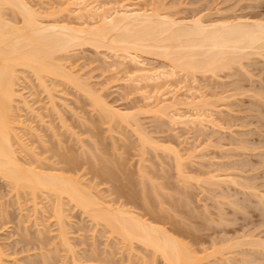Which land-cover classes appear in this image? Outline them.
Listing matches in <instances>:
<instances>
[{"label": "rangeland", "instance_id": "374dc122", "mask_svg": "<svg viewBox=\"0 0 264 264\" xmlns=\"http://www.w3.org/2000/svg\"><path fill=\"white\" fill-rule=\"evenodd\" d=\"M29 1L32 2L29 5H33L35 10L39 9L42 15H46V18H41L45 19L44 23L50 22L53 16L52 22L54 20L60 23L69 21V24H74L75 21V24L80 22L81 18L77 20L75 18L78 17L76 10L80 0H28L26 2ZM99 1L100 3L103 1L104 4L114 2L115 4H110L113 6H117L118 3L132 4L134 2L133 4H137L141 9L165 13L171 17L173 15V18L189 21L192 17L202 16L206 23L225 20L229 17L231 19L233 17L264 19V0H98L97 3ZM71 49L69 53H64L63 59L62 55L59 56L61 60H64L61 63H66L64 64L66 68L73 70L72 76L79 77V81L88 84V88L92 89L91 92L101 97L109 107L131 114L130 123L110 120L99 106L93 105L91 98H87L71 84L69 86L68 83L61 82V79L53 81V78H45L46 86L50 87V90L49 88L45 90L52 92L48 97L47 92L38 86L37 80L30 71L18 70L20 80H17L18 86L15 89L22 94L27 105L34 109L31 111L30 108H25L22 98H15L14 114L17 121L21 118L25 125L29 124L33 127V134L31 130L26 131V134L30 133L27 135L23 130L22 133L20 132L21 128H17L20 136H23L21 140L23 139L27 147L29 145L31 147H29V153L26 152L27 149L20 148L23 153H20L19 157L23 156L22 159L31 160L33 163L36 162L33 161L34 159L39 160L37 164L40 163L41 167L49 164L50 166L47 167L56 170V167L60 165L59 169L62 166L59 163L60 158L70 151V154L78 157L79 167L73 172L64 174L80 177L79 180L83 181L86 187L89 185L91 188L94 187L92 191L95 190V194L102 196L101 200L104 198L105 202H112V204L121 202L123 197L121 201L118 200L120 197L115 189L116 183L109 179V176L105 177L107 172L102 171H110L114 168L115 170L111 172L121 178L117 176L120 181L122 180L123 187L126 186L125 189L136 188L140 194L143 192L142 186L144 190L151 192L156 189L160 197L156 195L155 197L153 191L151 194L155 199H152L164 208L163 215L167 220L164 226L169 229L170 223H174L171 221L175 220V223L179 221L178 224L180 222L183 224L180 226L186 227L183 231H188L189 237H184L186 232L184 236L182 235L184 233H175V235L187 244L188 248L196 251H193L194 254L197 253L199 257L203 255L202 258H205V261L202 259L200 264H245L246 261H250L246 264H264L263 247L260 246L258 249L243 243H240L241 247L235 246L236 248L229 245L234 240L240 241L250 237L261 238L264 241V207H262L264 205L253 197V190H245L239 184L236 186L232 184L234 182L230 184L229 180H226V177H230V181L234 177L233 180L237 183L246 180L244 182L249 185L251 183L258 188L259 192L264 193V59L260 55L251 54L238 61L239 64L235 63L233 67H228L229 69H226L227 67L223 70L216 69L215 74L211 71L197 72L198 74L196 73L194 77H189L182 71H180L183 73L181 75L178 71L177 77L173 76L175 79L161 78L159 81L150 82L151 84L139 82L140 79L135 77L139 80L137 84L132 82L134 78L128 80L131 74L134 75L131 73L132 68L135 69L137 65L135 69L137 71L142 63V68L144 65L147 66H144L145 69L167 70L166 59H160L162 57L150 53L136 52L140 54L138 60L141 63L130 64L128 60L125 62L121 60L120 51L114 55L115 53L104 47L96 48L92 45L75 46ZM128 72L131 73L129 76ZM132 75L131 77H134ZM143 84H147L148 88ZM164 94H167V97ZM163 96L167 99H164V103L167 101L165 104L161 100ZM191 99L195 103L199 100L201 102L191 104ZM186 101L190 103L187 104ZM168 102L175 103V106L171 108L168 106V109L162 110L164 106L162 107L161 104L167 105ZM52 103L56 104L54 106L58 109H53ZM198 104L203 106H199L201 110L196 107ZM160 106L162 108L157 111V107ZM202 110L206 116H202ZM165 113L167 116L164 115ZM191 114L196 116L200 114L199 118L202 116L201 119L207 121L198 118L203 125L198 120L199 123L196 121V124L198 123L196 125L194 123L197 118L195 119L193 115L194 123L191 122L194 126L190 122ZM185 115L189 117L187 126ZM178 116L185 121L182 119L183 122H180V117V120H177ZM28 126L25 127L28 128ZM26 128L22 129L26 130ZM138 136L142 138L145 136L149 144H145V139H140ZM15 141L18 142V139ZM16 142L14 147L17 149L21 145L18 146ZM33 145L36 148H33L35 152L32 149ZM31 149L33 154L30 152ZM173 149H177L176 151H179L177 154L182 156V159H179L181 171L177 169L179 167H177L178 162L174 157ZM34 154L36 158L33 157ZM29 155L33 160L29 158ZM95 163L100 166L94 168ZM109 167L110 170H107ZM96 169H99V174L94 171ZM210 176H216L214 180L219 185L210 184L212 181L209 179ZM206 179L209 180V185L206 184ZM210 185L212 186L209 187ZM11 189L12 187L0 179V246L5 252L4 264H154L151 263V255L143 251V248L139 249L136 244L137 250H133L135 253L129 260L128 247L124 248L119 238L113 239L109 232L103 233L106 229L100 224L95 226L94 221L68 203L65 206V209L68 208L65 212L68 217L66 218V234L74 253L69 252L62 246L57 236L58 229L52 212V202L49 205L50 202L47 203V200L45 201L43 195L39 193L37 202L40 207L36 206L39 209L36 210L35 216L30 193L25 194L26 192L21 190L19 204ZM128 205L130 208L133 204ZM133 206L131 208L135 210ZM137 211L142 214L143 210L140 208L135 210ZM167 218L172 220L169 222ZM101 229H104L103 232ZM187 229L196 231L190 232ZM214 251L216 252L211 255ZM207 253L209 256L206 255ZM72 256L73 259H77L76 263L73 262ZM206 258H209L211 262ZM243 258L246 261H243ZM225 259H228L230 263ZM158 263L163 264L157 259L155 264Z\"/></svg>", "mask_w": 264, "mask_h": 264}, {"label": "bare ground", "instance_id": "6f19581e", "mask_svg": "<svg viewBox=\"0 0 264 264\" xmlns=\"http://www.w3.org/2000/svg\"><path fill=\"white\" fill-rule=\"evenodd\" d=\"M26 1L0 0V179L3 180V182H5L6 184H8V186L12 187L13 190L12 189L11 190L12 192L15 193L16 200L19 204H20L19 200L21 199L20 198L21 190H23L24 193L26 192L25 194H27V192L30 193L34 215L35 213H37L36 210L39 209V208L37 209V207L39 206V203L37 202L39 193L43 195V199L45 201L47 200L46 201L47 203L50 202L49 205L52 202L53 205L52 212H53V216L55 217L54 220H56V224H57L56 227L58 229L57 236L60 238L62 246L65 247V249H67L71 253H74V250L71 247L72 244L69 242V239L66 234L67 233L66 218L68 217L67 214H65V212L68 208L65 209V206L68 203L72 204V207L74 209L77 208L78 210L81 211L82 214L86 215L88 218H90V220L94 221L95 226L97 225L99 226L100 224L102 228L106 229L105 232H103L104 229L103 230L101 229L103 233L109 232L111 234V238L113 239H115V237L119 238L120 240L119 242L124 246V248L128 247L127 253L129 260L132 254L135 253L133 252V250L135 251L136 249L135 244H136L139 249L143 248L144 249L143 251H145L146 253L148 252L151 255V263L154 264L157 259L161 260L163 264H200L201 260L203 259L202 258L203 255L199 257L197 253L194 254V252L196 251L193 250L194 251L193 252L191 248H188L189 246H187V244L183 243V241L179 240L178 236L175 235V233L176 234L184 233L182 234L184 236L186 232L187 236L185 235L184 237H189L188 231L186 230L185 232L183 231L186 227L185 226L182 227L183 224L181 222L178 224L179 221L175 223L176 222L175 220L171 221L172 219L169 218H167L169 222L170 221L174 222V223H170L171 224V227L169 228L170 230L164 226L167 220L164 218L165 216L163 215L164 208L160 204H157L156 200H154L155 195L157 197H160L158 193L155 191L156 190L155 188H152L155 189L152 190V192L154 191L153 194L155 193L154 196H152L153 194H151L152 193L151 191L144 190V186H142L143 188H141L143 191L141 194L140 191H138L136 188L133 189L132 187H130L131 189L127 188L128 189L127 190L125 189L126 186L123 187L122 180L121 181L119 180L121 178H119V176L117 175L119 178L118 179L116 174L114 175V173L111 172V170L112 171L115 170L114 168L113 169L111 168L110 170L109 167V169L107 170L110 171H106L103 170L102 167L103 170L102 172L103 173L107 172L106 173L107 175L105 177L109 176V179H111L114 183H116L115 189L118 192L117 195H119L120 197L118 200L121 201V197H123L122 201L125 200L123 202L117 201L119 203L116 204L113 203L115 205L114 206L112 202H108V201H107L108 203L105 202L104 198H103L104 201L101 200L102 196L99 197L98 196L99 194L98 195L95 194L96 193L95 190H94L95 192L92 191V189H94L93 185H92L93 188H91L90 185L86 187V185H84L85 183L79 180L80 177H73L64 174L65 172H70V171L73 172L79 167L78 157L70 154L69 153L70 151L67 152L68 155L65 152L66 156L63 155L62 158H60V162L58 161L59 163L62 164L61 168L58 169L60 165L59 166L57 165L58 167L53 166L57 168L56 169L57 171L52 167L51 168L47 167L49 164L47 166L42 165L41 167L40 163L37 164L39 160L38 161L36 159L33 160L30 157L31 153L29 155V158H31L33 161H36L35 163L31 162V160L27 161L24 158L22 159L23 156L19 157L20 153H23L22 152L23 148L27 149V151L25 149L24 150L27 153H29L28 150L30 145L29 147H27L23 139L21 140L23 136L22 137L20 136L17 128L18 129L21 128L20 132L22 133L24 131L26 134V131L30 132L33 129V127H31L29 124H26L27 126L28 125L30 126V127L28 126L30 130L26 128L25 127L26 125L23 123L24 121L21 118L20 120L17 121L16 119L17 117H15L14 114L16 109L14 107L15 106L14 102L16 100L15 98L17 97H19V99L22 98L23 101L22 103L23 106L25 105L24 106L25 108L29 109L31 107L27 105V102L25 98L23 99L22 94H19L18 91L16 90L18 86L16 85L18 83L17 80L18 81L20 80L17 73H19L18 70L30 71L37 80L39 84L38 86L43 88L44 92L46 91L45 90L46 88L47 89L49 88L50 90V87L46 86L47 82H45V80L47 79L45 78H49V79L53 78V81L55 79H59V80L61 79V82H66L68 83L69 86L71 84V86H74L79 91L84 93V95L87 96V98L88 97L91 98L93 105H96V107L99 106L100 109L104 112L103 114L106 113L105 115H107V117H109L110 120L115 119L117 121L119 120V122L121 121L128 123L131 114L125 113V111L123 110L121 112L119 110H116V108L114 109L111 106L109 107V105H107L105 101L101 99V97L96 96L93 94V92H91L92 89L88 88V84H85L84 81L83 82L79 81L78 80L79 77L75 78L72 76L73 70L71 71L68 68H66L67 66L64 65L66 63L64 64L61 63V61H64L61 60V58L63 59V56H65V54H67V52L71 48L75 46L81 47L83 45H92L96 48L104 47L105 49H108L112 53H115L114 55H116L117 52L120 51L122 53L121 60L123 59L124 62L128 60L130 64H132V62L136 64L141 63L140 60L138 59H140L139 56L142 53L143 54L150 53V54L158 55L162 57L160 59H166V61L168 62L169 69L168 67H166L167 70L163 69L157 71L159 69H156L155 71V69L152 68L154 70L153 71L152 69L149 70L150 68L145 69V67H147L146 65H144L145 63L143 64L145 67L143 66L142 68V63H141V67L137 68V71L135 70L137 67L136 64H135L136 65L135 69L132 68V70L135 71L136 73L133 71L131 72L130 70V72L134 73V75L128 72V76L130 74L134 76L131 77L130 75L129 76L130 78H128V80H130L131 78L137 79L135 77H138V79H140V81L138 79L136 81H133L134 80L133 79L132 80L133 83L134 82L137 83L138 81L139 82L143 81L142 83L148 82L147 84H151L150 82H155L157 80L159 81V79L161 78L163 80H165V78L166 79L167 78L169 79L171 77L173 78V76H176L177 74L176 72L178 71L184 72V74H186L189 77L190 76L194 77V75H196L197 72L211 71L212 73L214 72L215 74L216 69L223 70L226 67H227L226 69H229L228 67L234 65L235 63L239 64L242 58L243 59L244 57L247 58L248 56H251V54L260 55V57L264 59L263 57L264 56V19L263 18L249 19L245 17H235V18L233 17L231 19L229 17L230 19L229 18L225 20L218 19L219 21H215V22L212 21L210 23L208 22L206 23L205 21H203L202 16L196 18L192 17V19H190L189 21L188 19L186 20L178 19L177 17L173 18V15L171 17V15L169 16L168 14L165 13L160 14V13H156L155 11L154 12L147 11L148 9L147 10L141 9L137 6V4H133L134 2L132 4L128 2L127 4L126 2H124L125 4L118 3L119 5L117 4V6L115 5L113 6L110 4L114 2H110V4L108 3L109 4L108 5L106 2L105 4L102 3L103 1L101 3L99 1V3H97L98 0H90V2H88V0H80V2L78 1V4L76 3L78 5V6L76 5L78 7V10H76V12L78 11L76 14L78 15V17L75 18L76 20L78 18H81L79 19L80 22H77V24H75L76 21L74 24L72 23L69 24L68 23L69 21H67V23L66 21L65 23L63 22L60 23L57 22L56 20L52 22L54 16L53 17L51 16L52 19L50 22L44 23L45 19L43 20L41 18L42 17L46 18V15H42L40 11H38L39 9L35 10L34 7H32L33 5L32 6L29 5L32 2L30 3V1L29 2ZM8 11L10 15H8L9 14ZM47 17L49 16L47 15ZM86 18L87 20H85ZM60 55H62L61 58L59 57ZM158 56H153V57H158ZM116 64L119 65V63ZM182 72H180V74ZM147 84H145L146 86L143 84V86L148 88ZM191 90H193V87ZM48 93L49 92H47V96L48 95L50 96L52 92L49 94ZM191 98L193 99V97ZM198 98L200 97L198 96ZM164 99L165 97L161 99L163 100L162 101L163 103H164ZM196 102L200 103L201 101L199 100ZM204 102L206 103V101ZM53 103L51 107H53V109H58L55 107L56 104ZM165 103H167V101H165ZM171 103L168 102L167 105L161 104L162 107L164 106V109L162 110H165L166 108L168 109L169 108L168 106H170V108L175 106V103L173 102ZM186 103L189 104L190 102L188 103L186 101ZM186 103L184 104L186 105ZM194 103H195L194 101L191 102V104ZM161 106L157 107L158 108L157 111L159 110V108H162ZM188 106L189 105H187V107ZM199 106L202 105L198 104V106L196 107L199 108ZM30 109L31 111L34 110L33 108ZM164 112L161 111L160 113H164ZM201 113L203 116L204 115L203 110ZM164 115L167 116L166 113ZM193 115L195 116L194 117L195 119L197 118L195 120V123L193 122L194 120ZM193 115L190 122L192 121L194 124H196V121L198 120L200 114H198V116H196L195 114ZM180 116H178L177 120L179 119ZM171 117L173 116L171 115ZM201 117L199 118L200 120L202 121L206 120V119L205 120L201 119ZM171 119L173 120L174 118ZM182 119L185 121L184 118ZM182 119L180 122H183ZM172 120L169 121L171 122L177 121L176 118L175 121ZM188 120L189 117L185 121L186 126ZM200 120L198 121L202 123V121ZM190 122L188 123L190 124ZM192 122L191 124H193ZM15 124H17L18 126L17 125L15 126ZM22 128L24 129L26 128V130ZM31 132H32L31 134H33V130ZM138 137L140 139H145L144 140L145 144H149V141L145 136L144 138L140 136ZM15 139L16 140L18 139V142H16ZM13 140L17 143L18 146L21 145V147L20 146L17 147L18 150L14 147L15 142ZM141 141L143 142V140H140V142ZM145 144L143 145V147L145 146ZM151 146H152V142H151ZM33 148L36 149L34 145L32 146V149ZM32 149L30 152H32L33 154ZM176 150L173 149V152H174V157L178 162V164L176 163L177 167H179L180 166L179 162H181L179 161V159L180 158L182 159V156L178 155L179 151ZM34 155L35 156L33 157L36 158L37 157L36 154ZM43 160H46V158L45 159L43 158ZM51 162L54 164L53 161ZM52 163L50 164L52 165ZM96 164L97 163H95V165L93 166L94 168L96 166H100ZM45 167L46 169H43ZM99 169H101V167H99ZM99 169H96L94 171L98 173L100 172L98 171ZM177 169L181 171L180 167ZM103 173L102 175L104 176ZM117 174L120 173L117 172ZM128 177H124V178L128 179ZM131 178L129 180H131L132 182ZM215 178L216 176L209 177V179L212 180L210 181L211 182L210 184L219 185L214 180ZM233 179L234 177H232L230 181V177H226V180H229L230 184L231 182H234L235 184L232 183L233 185L239 184L245 190L246 189L253 190L252 193V195H254L253 197H256L264 205V193L259 192L257 190L258 188H256L254 185H251V183L249 185L248 183L244 182L246 180L240 181L241 182L240 183L239 182L240 178H239L237 180L239 183H237ZM216 180H221V179H216ZM206 181H207L206 184L209 185L208 183L209 180L206 179L205 182ZM212 185H210L209 187H211ZM138 201L141 202L139 203ZM128 204L135 205V206L131 205V207L133 206L135 210L141 208L143 210L142 214L139 213L141 212V210L140 211L138 210L139 212L138 211L135 212V210H132L133 208L131 207L129 208L130 205ZM180 224L182 225L180 226ZM187 230L190 231V229ZM195 231H190V232H195ZM193 237L192 239H194ZM39 243H42V241L41 242L39 241ZM240 243H243V245L250 244V246H254L255 248L258 249L260 246L264 248L263 239L261 238L255 239L253 237H250L249 239L246 238L241 239L240 241L234 240V242L232 241L229 245L230 247L233 246L234 248H236L239 247V245L240 247L242 246ZM215 252L216 251L211 252V255L212 253L214 254ZM4 253L5 252L0 246V264H4L3 263ZM206 255L209 256V253H207ZM73 256H72L73 262L77 261V259L76 260L73 259ZM143 257L142 259H144L146 255L144 258ZM107 258L108 257H106V259ZM209 258L206 259L209 260ZM203 260L205 261V258ZM209 261L211 262V260ZM243 261H246V259L243 258ZM247 262L248 261L244 263L246 264ZM143 263L145 262L143 261ZM224 263L226 262L224 261ZM248 263H250V261Z\"/></svg>", "mask_w": 264, "mask_h": 264}]
</instances>
